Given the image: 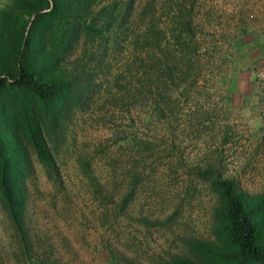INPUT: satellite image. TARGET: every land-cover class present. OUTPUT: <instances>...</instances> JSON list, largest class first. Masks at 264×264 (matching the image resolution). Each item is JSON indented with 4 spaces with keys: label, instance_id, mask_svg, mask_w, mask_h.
Returning <instances> with one entry per match:
<instances>
[{
    "label": "rangeland",
    "instance_id": "1",
    "mask_svg": "<svg viewBox=\"0 0 264 264\" xmlns=\"http://www.w3.org/2000/svg\"><path fill=\"white\" fill-rule=\"evenodd\" d=\"M13 2L0 0V13ZM111 4L114 14L130 6L125 23L117 17L94 37L80 9L62 18L79 25L62 58L86 89L57 122L46 113L52 168L17 130L25 239L0 200V264H171L193 257L191 241H215V179L264 194V0H93L88 21ZM179 12L196 49L170 58ZM147 27L161 47L142 40ZM167 65L180 69L174 84L162 81ZM9 82L0 91L6 141L18 100Z\"/></svg>",
    "mask_w": 264,
    "mask_h": 264
},
{
    "label": "trees",
    "instance_id": "2",
    "mask_svg": "<svg viewBox=\"0 0 264 264\" xmlns=\"http://www.w3.org/2000/svg\"><path fill=\"white\" fill-rule=\"evenodd\" d=\"M92 2L93 0H14L11 10L0 13V91L4 82L9 80L10 87L18 96L14 115L10 121H6L7 125L12 126L8 140H3L0 136V200L23 239L26 195L24 169L19 165L20 157L23 156L22 142L19 139L23 137L33 148L37 159L52 168L53 155L43 136V130L48 127L46 113L51 110L50 114L55 115L57 112L59 118L69 103L80 102L82 92L86 89L78 84L76 75L67 71L65 58H62L72 35L79 28L75 20H62L68 16L65 11L80 9L75 15L84 19L82 27L85 33L94 37L108 29L109 23L117 22V17L118 24L125 23L126 10L131 9L127 6L126 10L114 14L116 4H111L96 15L97 20L91 18L88 21L87 13L91 17L89 9ZM176 17L178 26L174 38L178 41L169 50V54L170 58H183L185 51L196 49L195 33L186 14L179 12ZM149 30L147 27L140 34L142 40L149 39L151 47L154 43L158 48L161 47L159 32ZM145 47L140 46L139 55L147 48ZM135 59L138 71L142 70L144 73L148 66L146 58L141 55ZM179 70L178 66L167 65L164 73H161L166 77L162 81L168 79L174 84L176 77L174 79L173 73ZM158 87L157 90H162L159 85ZM55 117L56 115L51 117L54 118L53 121H56ZM18 129L22 134L21 138L17 133ZM214 186L220 195L215 241H191L190 249L194 252V258L178 255L171 264H264V194L238 190L230 178L215 179Z\"/></svg>",
    "mask_w": 264,
    "mask_h": 264
}]
</instances>
